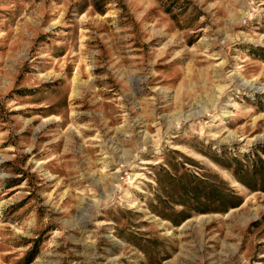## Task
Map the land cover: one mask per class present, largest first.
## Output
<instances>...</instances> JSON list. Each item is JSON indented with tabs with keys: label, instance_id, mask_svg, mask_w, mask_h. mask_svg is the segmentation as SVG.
I'll return each instance as SVG.
<instances>
[{
	"label": "rangeland",
	"instance_id": "obj_1",
	"mask_svg": "<svg viewBox=\"0 0 264 264\" xmlns=\"http://www.w3.org/2000/svg\"><path fill=\"white\" fill-rule=\"evenodd\" d=\"M0 264H264V0H0Z\"/></svg>",
	"mask_w": 264,
	"mask_h": 264
}]
</instances>
